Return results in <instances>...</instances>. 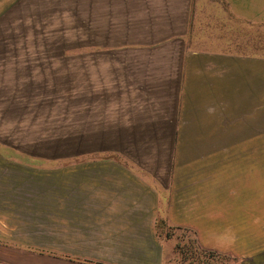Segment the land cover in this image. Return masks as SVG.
I'll return each instance as SVG.
<instances>
[{
    "label": "rangeland",
    "instance_id": "374dc122",
    "mask_svg": "<svg viewBox=\"0 0 264 264\" xmlns=\"http://www.w3.org/2000/svg\"><path fill=\"white\" fill-rule=\"evenodd\" d=\"M252 1L238 11L232 0H0V239L61 254L83 237L71 219L78 165L122 160L82 153L102 140L78 137L79 79L101 52L171 16L188 22L189 46L212 35L245 68L223 137L178 139L174 158L206 193L188 225L158 222L162 264H264V0ZM197 153L213 161L196 165Z\"/></svg>",
    "mask_w": 264,
    "mask_h": 264
},
{
    "label": "crops",
    "instance_id": "0c3cea01",
    "mask_svg": "<svg viewBox=\"0 0 264 264\" xmlns=\"http://www.w3.org/2000/svg\"><path fill=\"white\" fill-rule=\"evenodd\" d=\"M232 2L241 11L246 0ZM167 20L146 22L157 27L118 42L123 50L101 52L100 66L79 79L78 118L84 125L78 137L102 140L82 153L122 160L78 165L71 219L83 237L63 245L61 254L0 239V263L162 264L158 222L188 225L196 217L191 203L204 200L206 184L182 173L194 168L177 161L174 149L179 138L192 137L184 134L191 130L196 138L223 137L229 91L243 86L245 58L231 53L226 42L217 45L212 35L204 47L189 46L188 22ZM197 154L196 165L213 161ZM222 155L215 153L219 162Z\"/></svg>",
    "mask_w": 264,
    "mask_h": 264
}]
</instances>
